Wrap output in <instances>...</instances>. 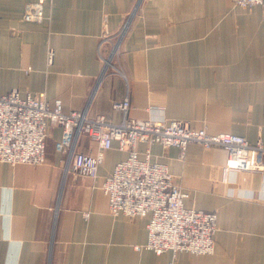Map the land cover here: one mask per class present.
<instances>
[{"label":"crops","instance_id":"0c3cea01","mask_svg":"<svg viewBox=\"0 0 264 264\" xmlns=\"http://www.w3.org/2000/svg\"><path fill=\"white\" fill-rule=\"evenodd\" d=\"M37 1L0 0V94L41 93L112 122L125 118L114 102L128 99L129 118L184 119L264 141V6L142 0L104 74L103 58L139 0H52L44 21L25 22ZM61 138L50 126L43 165L0 163V264H264V172L226 173L221 147L191 143L182 158L151 146L185 206L218 215L213 255H158L145 248L149 218L112 214L102 190L129 153L115 142L92 178L67 169ZM97 147L88 135L78 144L85 153ZM148 147L139 145L142 158Z\"/></svg>","mask_w":264,"mask_h":264},{"label":"built area","instance_id":"2783aa9c","mask_svg":"<svg viewBox=\"0 0 264 264\" xmlns=\"http://www.w3.org/2000/svg\"><path fill=\"white\" fill-rule=\"evenodd\" d=\"M38 0L26 5L23 20L40 23L45 19L44 3ZM242 8L264 6V0H231ZM136 4L119 33L117 46L104 58L106 74L119 54L121 39L131 26V16L140 7ZM117 37V38H118ZM112 70V69H111ZM114 72H120L115 68ZM113 108L125 114L121 122L105 116H91L85 111H66L61 99L51 105L45 94L19 90L0 94V163L43 165L47 162V138L50 126L62 129L56 149L68 156L67 169L97 178L106 154L116 142L121 151L129 153L113 173L106 177L102 190L108 198L109 210L114 215L149 218L148 242L145 248L161 255L171 252L191 255H211L215 252L218 215L185 206L184 193L168 167L152 161L150 147L179 149L182 158L191 143L205 148L223 147L227 152L225 171L264 172V141L252 144L241 135L209 134L194 130L191 124L179 119L140 120L127 117L130 101L114 102ZM83 135L97 143L94 153L78 150ZM140 144L149 147L142 158ZM173 264V263H171Z\"/></svg>","mask_w":264,"mask_h":264},{"label":"rangeland","instance_id":"374dc122","mask_svg":"<svg viewBox=\"0 0 264 264\" xmlns=\"http://www.w3.org/2000/svg\"><path fill=\"white\" fill-rule=\"evenodd\" d=\"M104 59V58H103ZM179 120H184V119H179ZM184 121H187V122H189L190 124H191V122L189 121V120H184ZM191 127L193 128V126H192V124H191ZM194 130H206L205 128H202V129H196V128H193ZM209 134H213V135H217V134H223V133H228V132H220V133H211V132H209L208 130H206ZM231 134H233V133H231ZM250 142V141H249ZM153 146V145H152ZM215 147H220V146H215ZM221 148H223V147H221ZM150 149H151V147H150ZM151 153H152V151H151ZM227 157H228V155H227ZM227 161V160H226ZM164 164V163H163ZM164 165H166V164H164ZM167 166V165H166ZM225 167H226V163H225ZM169 170V169H168ZM215 250H216V247H215ZM211 255H213V254H211Z\"/></svg>","mask_w":264,"mask_h":264}]
</instances>
